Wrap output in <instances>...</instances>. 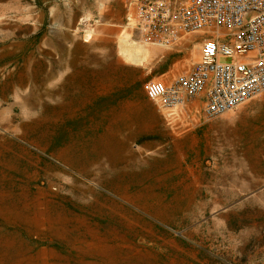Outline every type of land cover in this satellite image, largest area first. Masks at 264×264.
Instances as JSON below:
<instances>
[{
	"label": "rangeland",
	"instance_id": "374dc122",
	"mask_svg": "<svg viewBox=\"0 0 264 264\" xmlns=\"http://www.w3.org/2000/svg\"><path fill=\"white\" fill-rule=\"evenodd\" d=\"M56 3L76 16V0H0L11 21L38 6L39 41ZM118 42L65 77L28 53L1 62L0 264H264V93L170 125L145 85L192 68L202 38ZM135 49L142 64L123 56Z\"/></svg>",
	"mask_w": 264,
	"mask_h": 264
},
{
	"label": "built area",
	"instance_id": "2783aa9c",
	"mask_svg": "<svg viewBox=\"0 0 264 264\" xmlns=\"http://www.w3.org/2000/svg\"><path fill=\"white\" fill-rule=\"evenodd\" d=\"M135 43L178 48L202 38L199 60L171 78L146 83L170 125L212 119L264 93V0H123ZM231 59V61H228Z\"/></svg>",
	"mask_w": 264,
	"mask_h": 264
},
{
	"label": "crops",
	"instance_id": "0c3cea01",
	"mask_svg": "<svg viewBox=\"0 0 264 264\" xmlns=\"http://www.w3.org/2000/svg\"><path fill=\"white\" fill-rule=\"evenodd\" d=\"M77 14L73 11L60 13V6L56 3L49 7L48 15L53 20L47 26L46 35L39 41L40 24L38 22V6L31 8L30 19L15 17L13 21L3 18L4 7L0 6V70L1 62L6 60L8 52L27 54L26 59L36 62L42 57L48 61V70L60 68L57 76L65 77L72 70L70 63L74 57L88 63L86 69L92 67L93 60H114L120 36L127 31L126 9L123 0H76ZM68 15V16H67ZM67 16V18H66ZM72 21L75 26H72ZM73 39L81 41L85 47L84 54L72 52L74 44L68 37H61V33L69 32ZM88 36V37H86ZM40 45H45L47 53L40 54ZM64 46V49H60ZM125 50V48H124ZM98 58V59H97Z\"/></svg>",
	"mask_w": 264,
	"mask_h": 264
},
{
	"label": "bare ground",
	"instance_id": "6f19581e",
	"mask_svg": "<svg viewBox=\"0 0 264 264\" xmlns=\"http://www.w3.org/2000/svg\"><path fill=\"white\" fill-rule=\"evenodd\" d=\"M138 48V47H137ZM140 50V49H139ZM147 51V50H145ZM145 51H138V50H133V51H127L124 52L123 56L125 59L129 62L136 63V64H142V61L147 58V52ZM192 56L195 58L196 57V50L193 51ZM146 60V59H145Z\"/></svg>",
	"mask_w": 264,
	"mask_h": 264
}]
</instances>
